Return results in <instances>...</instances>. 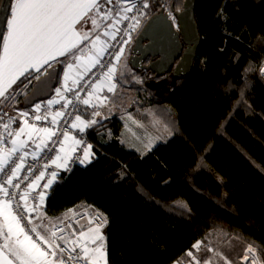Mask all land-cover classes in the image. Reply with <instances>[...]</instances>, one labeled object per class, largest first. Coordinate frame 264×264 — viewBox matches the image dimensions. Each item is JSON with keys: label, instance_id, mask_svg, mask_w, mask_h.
<instances>
[{"label": "trees", "instance_id": "16d2710c", "mask_svg": "<svg viewBox=\"0 0 264 264\" xmlns=\"http://www.w3.org/2000/svg\"><path fill=\"white\" fill-rule=\"evenodd\" d=\"M184 1L173 4L182 9ZM158 11L153 4L151 16ZM196 18L203 41L192 73L172 74L163 89L161 76L141 74L154 82L149 103L173 135L142 154L121 142L119 116L107 124L111 138L97 123L89 129L93 159L59 176L47 196V216L91 205L107 217L109 264H172L203 237L201 225L264 246V170L250 162L264 169V0H199ZM54 65L63 67L57 61L46 71ZM250 66V107H237Z\"/></svg>", "mask_w": 264, "mask_h": 264}, {"label": "snow or ice", "instance_id": "6c2138e0", "mask_svg": "<svg viewBox=\"0 0 264 264\" xmlns=\"http://www.w3.org/2000/svg\"><path fill=\"white\" fill-rule=\"evenodd\" d=\"M149 7L150 0H15L14 4L9 5V16L4 22L6 35L0 33L2 40L0 104L10 99L9 89L21 76L34 73L32 79L39 80L41 74L46 73V66L57 57H72V62L67 64L69 70L74 67L83 68V72H78L77 78L72 81L74 85L80 87L79 81L84 75L97 66H104L101 61L107 47H110L106 41H101V35L96 30L102 26L103 34L115 40L121 31L119 25L123 21H134L128 27L135 30L140 26L141 17L147 14ZM130 13L132 15H129ZM108 21L111 23H107ZM88 23L91 24L89 31L78 30L76 27L79 24L83 29ZM94 33H96L95 39L90 40ZM125 35L127 39L123 40V44L131 40V32H125ZM84 41H89L90 47L86 45L85 48H81L80 45ZM98 42L101 44L99 48L96 47ZM86 49L91 52L87 57ZM118 52L119 54L114 57L117 62L121 59L123 48ZM248 71H251V66L242 76L244 87L239 91L240 99L236 101L237 107L241 104L249 106L244 92V89L250 88V82L246 78ZM261 72L264 74V68ZM116 73L117 65L107 67V71L102 73L105 79L101 84L96 85V90L106 83L108 92L114 93ZM68 79V73H65V80ZM63 87L65 91L73 92L72 87ZM233 87L229 82V89ZM57 94L61 95L60 89L57 90ZM61 98L65 100L62 107L73 103V100L66 97L61 96ZM74 99H81L78 93H74ZM104 100H107V97ZM55 102L58 101H48L49 104ZM83 103L88 105L91 101L84 99ZM40 108L41 105L37 104L36 111L39 112ZM3 115H0V121L3 120ZM20 115L28 117L29 113L23 112ZM66 115L64 111H57L51 115L52 128H37L25 119L24 126L9 131L10 125L15 123V118L11 116L8 122L2 124L7 135L0 134V264H100L101 260L103 264H109L107 237L103 234V229L108 224L107 217L103 213L96 212L88 220L87 225H80L79 228H73L71 224L65 225L63 221L60 224L52 222L42 206L47 195L46 190L56 180L58 172L53 170L48 173L49 178L41 185L40 181L45 178L48 165H40L37 168L31 163L26 164V158L29 156L33 162L41 158L39 153L49 147L45 140L51 141L57 136V131L54 130L57 126V117L63 118ZM99 115V112L93 113V116ZM33 118L36 121L46 120L48 114L35 115ZM75 121L80 123L73 122L71 126L80 131L97 123L95 119L84 121L79 115L75 116ZM41 133L43 137L40 136ZM25 135L27 138L21 139ZM34 135L40 139L39 144L33 141ZM59 135L63 136L65 141L69 139L67 131H61ZM29 141H33L31 153L27 150ZM74 142L80 143L79 140ZM88 148L90 149L91 145ZM60 151H64L62 146ZM92 157L94 153L85 151L84 158L79 159V163L90 162ZM67 160V155L64 157L57 155L55 159H51V164L55 165L56 169H67ZM250 162L253 163L254 168L264 170L254 162ZM22 172L23 176H21ZM120 175L123 177L124 172ZM21 185L24 187L22 188ZM37 189L40 191H36ZM140 191L143 192L142 189ZM145 198L151 199L147 194ZM179 206L191 212L186 203ZM76 223L79 221L77 220ZM220 235L228 236V233ZM232 238L241 239L239 235H234ZM258 249L259 253L264 254V246L246 244L242 256L244 264H257ZM202 252L210 255L201 257ZM186 255L189 264H234L224 251L212 247L211 242L206 240L196 241Z\"/></svg>", "mask_w": 264, "mask_h": 264}, {"label": "built area", "instance_id": "2783aa9c", "mask_svg": "<svg viewBox=\"0 0 264 264\" xmlns=\"http://www.w3.org/2000/svg\"><path fill=\"white\" fill-rule=\"evenodd\" d=\"M156 1L160 5V8L164 9V12L167 13L169 15V17L172 19L175 27L179 28V23H178V18H177L176 12L181 10V9H177L174 6L172 0H156ZM129 15H132V14L130 13ZM142 18L143 17H141L140 26L138 28H136L135 30L128 27L129 25L134 23V21L126 20V21H123L119 25V28L121 29V31L117 34L115 40L108 37L109 40L107 42V45H109L110 47H107V51L105 52L104 57L101 61L102 65H104V66L103 67L97 66L96 68H93L91 70V72H88L86 75H84L83 79L79 81V84L81 85L80 87H77L76 85H74L72 83V81L77 78L78 72L79 73L83 72V68H75L74 67L73 69L69 70L67 68V64L72 62V58H71L69 61H67L66 63L63 64V67L61 69V73L59 76L60 79L58 80L55 91L50 98L38 101L33 106H31L29 108H20L19 110H17V112L11 110V108L8 106H1L0 107V115L7 113V115H3V120L0 121V134H2V135H7V133L4 131V129L2 127V124L5 122H8L9 116L15 118V123H12L10 125L9 131H11V130H17L20 126H24V120L25 119L28 120L29 124H34L37 128H45V127L52 128L53 125L51 123V115H54L57 111H64L67 113V115L63 118L57 117V126H56V128H54V130L57 131V136L53 137L51 141L45 140V143H47L49 145V147L46 151L39 153V156L41 158L35 162L32 161L31 156L26 158V164L31 163V164H33L34 167H37V168H39L40 165H44V164L48 165V167L46 169L45 178L40 181L41 185H43L47 181V179L49 178L48 173H50L53 170H56L58 172V175L56 177V180L51 185V186H53L56 183L59 176H61L64 173L70 172L77 164H80L79 159L84 158V152L85 151H88L89 153H94V155H95L94 145L91 142L90 137H89V129L93 125L97 124L100 120V115L99 116H93L94 112H99V100L96 97V92L98 91L100 94L103 93V94H105V96L114 95V93H115V92L114 93L108 92V85L106 83L103 84L99 90H96V85L101 84V82L104 81L105 78L102 75V73L107 71V67H110L113 64L117 65V61L114 59V57L119 54L118 50L120 48H123V53H124L125 50L127 49V47L134 43L136 36L138 35V33L140 32L141 27H142ZM109 31H111V30L109 29ZM125 32H131V40L127 44L122 43L123 40L127 39ZM87 55H91V52L85 51V56L87 57ZM65 73H68V77H69L68 80H65ZM116 76H117V79L114 80V83L116 84V89H117V87H118V73H116ZM32 81L33 80H30V82H32ZM34 82H33V84H34ZM89 85H91V87H89ZM63 86L72 87L73 92L65 91ZM58 89L61 90V95L57 94ZM74 93H78L81 99L75 100L74 99ZM89 93H91V95H89ZM61 96L66 97L67 99L73 100V103L71 105H67L65 107H62V105L65 104V100L62 99ZM84 99L90 100L91 103L88 105H85L83 103ZM50 100L51 101H58V102L49 104L48 101H50ZM37 104L41 105L39 112L36 111V105ZM93 105H95V107H93ZM23 112L29 113V116L28 117L21 116L20 114ZM45 113L48 114V119H46V120L42 119L39 121L34 120L33 117L35 115H42L43 116ZM77 115L81 116L82 120H84V121H90L92 119H95L97 121V123L91 125L90 127H86L83 131L72 128L71 125L73 122L80 123L79 121H75V116H77ZM61 131H67V134L69 137L68 140L65 141L63 136L59 135V133ZM40 136L43 137V133H41ZM75 140H79L80 143L76 144L74 142ZM33 141L36 144L40 143V139H38L36 135L33 136ZM33 141H29L28 148H27L29 153H31L33 151V147H32ZM56 141H58V142H56ZM89 145H91L90 149L88 148ZM9 146H10V140H9ZM61 146L64 149L63 152L60 151ZM53 149H55V151H53ZM57 155H60L61 157H64L65 155H67V157H68V160H67L68 168L67 169H63V168L56 169L55 165L51 164V159H55V157ZM49 157L51 159H49ZM92 159H93V157L91 158V160ZM85 163H87V161ZM23 175H24V173L22 172L21 176H23ZM25 183H27V182H25ZM21 187L23 188L24 185H21ZM50 188L48 190H50ZM48 190H46V191H48ZM36 191H40V189H37ZM46 199H47V195H46V198L44 201V205L42 206L43 211L45 210ZM100 213H102V212H100ZM94 215H95V213L90 215V216L88 214H81V215H79L73 219H71V218L70 219H66V218L54 219V218H51L50 216H48V218L56 224H60V222L63 221V223L65 225L71 224V226L73 228H79L82 221H84V220L88 221ZM77 220L79 221V223H76ZM34 239H35V237H34ZM41 246L46 248V246L43 244H41ZM177 262H178V264H189V262L181 260V259L173 262L172 264H177ZM100 264H103L102 260L100 261Z\"/></svg>", "mask_w": 264, "mask_h": 264}, {"label": "rangeland", "instance_id": "374dc122", "mask_svg": "<svg viewBox=\"0 0 264 264\" xmlns=\"http://www.w3.org/2000/svg\"><path fill=\"white\" fill-rule=\"evenodd\" d=\"M156 3L158 4L156 0H150V7L147 9V14L142 18V27L144 22L151 17L153 4ZM159 10H161L160 5ZM131 48L132 44L127 47L121 59L117 62L118 87L114 95L105 96V94L101 93L102 97H107V100L102 98L99 101L100 120L98 124L105 126V132L108 137L111 138L112 129L108 126L109 122L113 120L115 116H119L124 124L123 131L120 135L121 142L126 147L135 149L144 154L159 142L167 141L173 135V132L153 111L149 103L151 95L146 89V85L149 84L150 81H145V78L141 76L142 71L137 70L130 64L129 56ZM34 81L35 80L32 82L28 81L14 92V95H12L9 100V107L11 110L17 112V110L21 108L20 96H25L31 91ZM172 81L173 75L172 73H168L161 76L157 83L163 89L164 87L170 86ZM94 213H96V211H94L91 206L82 207L78 211V215L88 214L90 216ZM70 218L73 219L75 217L74 215H69V218L66 217V219ZM199 227L202 228L203 233V237L200 240L210 241L212 247L224 251L229 259L233 260L234 264H244L242 256L245 246L248 243L247 241L243 238L240 240L233 239L232 237L237 234H229L226 229L206 225H201ZM221 233H228V236L220 235ZM208 255H210V253H200L201 257ZM258 255L259 260L257 264H264L259 249ZM181 260L189 262V258L186 254Z\"/></svg>", "mask_w": 264, "mask_h": 264}, {"label": "water", "instance_id": "95a60500", "mask_svg": "<svg viewBox=\"0 0 264 264\" xmlns=\"http://www.w3.org/2000/svg\"><path fill=\"white\" fill-rule=\"evenodd\" d=\"M13 0H1L0 33L5 34V19L9 16L8 8ZM199 0H185L181 10L176 12L179 28L164 9L153 14L136 39L134 52L140 59L151 56L148 66L162 76L169 70L175 76H187L193 71L195 61L202 46V35L196 18ZM2 45V40H0ZM138 48V49H137ZM61 68L59 65L50 67L33 84L31 91L23 98L24 108L33 106L36 102L50 98L57 86Z\"/></svg>", "mask_w": 264, "mask_h": 264}, {"label": "crops", "instance_id": "0c3cea01", "mask_svg": "<svg viewBox=\"0 0 264 264\" xmlns=\"http://www.w3.org/2000/svg\"><path fill=\"white\" fill-rule=\"evenodd\" d=\"M15 3V0H13V3L12 4H14ZM83 23V22H82ZM107 23H111V21H108ZM77 29L78 30H82V31H89L90 29H91V24L90 23H88V24H86V25H84V27H83V29H81V26L78 24L77 26ZM96 32H98L100 35H101V41H106V42H108V37L109 36H105L103 33H104V28L101 26L100 28H98L97 30H96ZM95 34L96 33H94L91 37H90V40H94L95 39ZM5 35H6V31H5ZM86 45H88L89 47H90V44H89V41H84L81 45H80V47L81 48H85V46ZM101 46V44L98 42L97 43V45H96V47L97 48H99ZM86 51H87V49H86ZM72 57L71 56H65V57H57L56 59H54V60H51L50 61V64H49V66L51 65V64H53L54 62H57V61H59V62H61L62 64H64V63H66L67 61H69L70 59H71ZM46 67H48V66H46ZM26 74H28V73H26ZM25 74V75H26ZM23 76H21L17 81H16V83L12 86V88L11 89H9V94H10V98H11V96L12 95H14V92H13V88H14V86L19 82V80L22 78ZM13 93V94H12ZM96 97H97V99L100 101V99H102L103 97H102V94H100L98 91L96 92ZM10 99H8L7 101H4L2 104H0L1 106H8L9 107V104H10V101H9ZM27 137H26V135L25 136H23V137H21V139H26ZM161 142H164V141H161ZM160 143V142H159ZM155 147V146H154ZM153 147V148H154ZM152 149V148H151ZM151 149H149V150H151ZM148 150V151H149ZM52 187V186H51ZM50 190H51V188H50ZM50 190H48L47 191V196H48V194H49V192H50ZM86 206H91V205H85V206H78V207H72V208H70V209H68V210H66L63 214H61L60 216H58V217H51V218H54V219H63V218H69V215H74V217H77V216H79L78 215V211L82 208V207H86ZM93 209H94V211H96V212H99L95 207H93V206H91ZM71 210V211H70ZM44 212H45V210H44ZM46 216H47V214H46ZM73 217V216H72ZM87 223H88V221H86V220H84V221H82V223H81V225H87ZM103 234L106 236V233H105V229H103ZM107 237V236H106Z\"/></svg>", "mask_w": 264, "mask_h": 264}, {"label": "flooded vegetation", "instance_id": "af4514ba", "mask_svg": "<svg viewBox=\"0 0 264 264\" xmlns=\"http://www.w3.org/2000/svg\"><path fill=\"white\" fill-rule=\"evenodd\" d=\"M147 21H148V20H146V22H144L143 27L145 26V24L147 23ZM143 27H142V29H143ZM142 29H141V30H142ZM141 30H140V32L138 33V35L136 36V39H137V37L140 35ZM136 39H135L134 43L132 44V48H131V51H130V56H129V62H130V64H131L134 68H136L137 70H140V71H142V72L152 71V72H154V73L156 74V72L153 71L152 69H149L148 66L151 64L152 61H156L159 57H157V58H155L154 60H152L151 56H148V57L146 58V60H143V61H142V59H140V57H138V55L134 52V50H135V44H136ZM137 49H138V48H137ZM168 73H172V71L169 70V71L166 72L165 74H168ZM165 74H164V75H165ZM162 76H163V75H162Z\"/></svg>", "mask_w": 264, "mask_h": 264}]
</instances>
